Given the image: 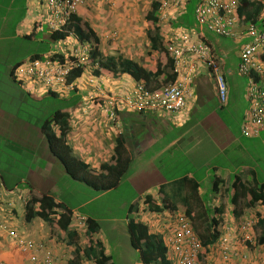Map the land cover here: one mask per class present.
Returning a JSON list of instances; mask_svg holds the SVG:
<instances>
[{
    "label": "crops",
    "instance_id": "obj_1",
    "mask_svg": "<svg viewBox=\"0 0 264 264\" xmlns=\"http://www.w3.org/2000/svg\"><path fill=\"white\" fill-rule=\"evenodd\" d=\"M30 1L20 0L18 4L17 0H0V159H7L4 162V167H0V177L3 182L0 201V264H30L27 258L28 254L20 250L16 238L12 236L13 233L21 239L31 240L35 244L44 245L45 248L53 252L59 261L68 264L73 248L66 243L63 244L60 239L52 235V230L57 229L56 225H49L39 218H34L31 221L26 219V204L31 197L36 198L46 194L62 204L61 201L49 194V189L53 188V185L45 177L46 173L51 172L49 166H56V161H58L50 152L47 139L40 128L41 122L46 117L43 116L45 113L35 112V118L26 114V83L18 82L13 71L17 63L26 61V36L34 29L38 33L45 32L44 35H47L50 30L44 22L47 15L44 9V0H33V3H36L39 8L36 10L37 6H35L34 11L30 9L32 8V4L29 5ZM114 1L117 4L115 3L114 7H110V10H112L110 14H108L109 11L107 12L100 7L97 1H94L89 10H84L87 15L82 13L77 15L87 18L85 20L99 38L100 52L104 57H119L120 59L131 60L146 70L154 71L159 59L149 60V55L145 57L143 53L139 52L140 45L144 44V42L141 43L143 36L147 37L145 42L150 48L148 29L152 28L149 27V22L144 19L150 6L145 10L143 19H141V17H135V14L131 13L130 7H132L133 0ZM16 3L18 4L17 8ZM26 4L29 6L27 11ZM90 10L93 16L100 13L98 16L99 22L92 21L90 23L91 17H88L90 16ZM179 16L180 14L175 13L172 22ZM157 24H155V27L161 38L166 30V25L157 27ZM171 26L175 28L174 23ZM106 28L108 30H104ZM193 28L194 24L193 27L188 29L192 30ZM239 29L243 28L241 26L236 28L238 33L235 37L223 38H230L233 41L243 39L245 44L248 38L244 37L242 33L239 34ZM28 30H30V33L26 32ZM106 31L112 32L108 38L110 42L112 41V51H119L116 57L111 55V50L107 53L103 51L102 46L105 44L103 41L107 39L103 35ZM208 34L206 33L205 37L219 61V71L227 85L225 103L222 104L218 100L214 77L202 65H197L190 85L191 97L187 100L186 108L179 113L139 112L120 106L117 112L118 125L115 127L112 123H108L102 111L101 98H98L97 102L75 101L62 108H66L69 113V132L66 135V143L73 153L87 165L90 173H99L100 166L110 161L117 137H121L131 160L130 168L136 166L138 169L136 172L138 173L143 169L155 167V164L160 160L168 159L169 157L176 159L177 155L190 157L192 163L199 165L206 163L202 160L207 158L210 148H218L222 153L232 151L233 154H240L243 149H246V152L248 149V146L247 148L244 146V141H250V147L255 145V140H261L260 143L264 142V128L255 137L242 134L241 129L244 126L245 114L249 109V103L246 101L247 87H245V83L244 85L241 84L239 77L243 76L237 72V65L233 68L232 62L226 57L223 49L224 43H222V40L217 39L220 37L213 34L217 38L211 42ZM73 41L78 42L75 38H73ZM74 44V46H77L76 43ZM81 46L83 45L81 44ZM80 49L76 48L78 51ZM89 50L88 47V55L85 59H90L91 62ZM161 62L165 63V61ZM90 66H92V63ZM88 69L86 68L82 79L74 82L78 91L75 96L88 95L89 88H91L92 92H90L92 94H96V88L88 83L90 79L94 80L95 85L98 86V91H101L102 95L117 94L118 96L125 95L137 83L143 82L134 80L128 74L113 76L107 71H103L99 77H96L93 74L95 67L87 71ZM88 72L89 74H87ZM163 77L165 76L160 77L159 85H153L149 82L146 86L153 89L161 87L165 84ZM121 78L124 79L120 81ZM118 83L123 84L117 86ZM86 84L87 86H85ZM32 92L34 93L32 98L37 101L48 97V94L45 91H41V89H35ZM72 93L62 96V99L67 100L72 96ZM238 102L239 105L235 106V103ZM34 109L37 110L36 108ZM20 115L23 119L18 118ZM49 128L52 132L59 134L56 125L51 124ZM40 150L44 154H41ZM14 152L22 153L20 157L25 156L26 153V163L22 167V176L16 172L14 176L10 174V168L17 166L13 156L9 154ZM9 158L12 160H9ZM44 166H46L48 171H37L38 168ZM206 170H210V167ZM240 170L241 175L238 176L235 174L236 170L224 171V169L212 168V171H214L210 187L212 201L209 205L204 204L201 199L207 196V190L201 187V181L204 178H199L198 180L195 174L189 170L179 177L178 179L183 177L193 179L198 185L194 194L188 186L183 185L184 197L190 202V216L185 214L184 208H181L182 204L180 206L179 200L174 196V192L171 187H168L167 182L149 188L143 195L151 197L150 202L153 206H158L159 208L168 207L165 210L160 209L163 212L183 213L189 218L223 217L226 226L228 225L225 222L226 217H230L229 219L227 218V221L232 220V217H236L234 214L235 206L237 205L240 210L241 204L247 201V199L241 200L243 198L241 196L236 197L237 200L234 199L232 201L234 195L233 186L237 183V180H241L246 186H252L255 180L253 169L241 166ZM39 173H42L41 179H38ZM149 191L151 193H148ZM174 197L178 202L177 204L171 200ZM95 198L94 196L93 199ZM137 200V202L132 203V207H129V214L139 215L140 222H146L148 227L153 230L152 233H163L160 221L156 220L154 222L150 217L151 212L154 215L161 213L151 208L141 212V206L147 208V203L145 198L142 199L141 196ZM174 206H177V210L172 209ZM257 206L260 207L259 205ZM247 213L244 212L242 217H248L247 215L250 214ZM192 220L194 221V219ZM112 221L114 220H110V222ZM127 221L129 222L128 218ZM128 222L126 223L128 224ZM106 230L110 234L116 233L117 225L109 224ZM100 231L101 227L99 225ZM196 234L199 238L204 235V233L202 235ZM99 240L103 243L106 255H111L110 250L107 249L111 245H113L112 248L119 249L120 252L121 244L119 240L113 239L110 242L108 241L109 243L103 242L101 238ZM81 262L80 264H94L93 262ZM122 262L123 257L121 256L119 263ZM138 264H141V262Z\"/></svg>",
    "mask_w": 264,
    "mask_h": 264
},
{
    "label": "built area",
    "instance_id": "obj_2",
    "mask_svg": "<svg viewBox=\"0 0 264 264\" xmlns=\"http://www.w3.org/2000/svg\"><path fill=\"white\" fill-rule=\"evenodd\" d=\"M159 3L158 26H165L162 34V47L172 63L174 79L159 88L147 87L143 82L137 83L131 91L123 96L117 94L102 95L94 80L88 81L96 92L103 96L102 111L108 123L118 125L117 112L120 106L129 110L153 113L175 114L186 108L191 97V82L197 65H202L213 77L220 103L227 98V85L219 71L218 60L207 41L205 34L218 37H235L236 28H243L248 41L241 47L237 72L247 77L246 101L249 103L241 132L245 136H257L264 128V30L255 25H246L238 17L237 0H197L194 10V28L182 26L172 28L174 14L182 15L188 0H156ZM85 0H44L46 18L44 22L52 31H60L72 15H77ZM79 43V42H77ZM72 46L71 56L75 63L66 60L63 64L47 60L45 62H24L15 70L18 82L32 81L33 78L57 92L68 90L66 75L70 68L86 63V56ZM83 48L88 53V49ZM82 50V49H81ZM75 52V55L73 54ZM81 52V51H80ZM88 55V54H87ZM90 99L96 98L91 96ZM89 99V100H90ZM3 184L0 179V201ZM164 243L168 249L171 264H264V252L256 246L253 225L248 220H232V224L223 227L216 241L204 250L201 240L193 229L191 219L185 214L165 211L158 217ZM81 222V220H78ZM79 222V224H80ZM20 250L28 254L30 264H64L50 249L31 240L19 238L15 233Z\"/></svg>",
    "mask_w": 264,
    "mask_h": 264
},
{
    "label": "trees",
    "instance_id": "obj_3",
    "mask_svg": "<svg viewBox=\"0 0 264 264\" xmlns=\"http://www.w3.org/2000/svg\"><path fill=\"white\" fill-rule=\"evenodd\" d=\"M192 2H194L193 4L195 7L197 0H188L187 6ZM237 2V12L240 22L245 24V26L252 24L258 27L259 30H264V0H237ZM158 7L159 3L156 0L152 1L149 10L144 16V19L149 22V27L152 28L148 29L150 49L153 51H163L165 53V63L158 60L154 71L146 70L138 63L131 60L120 59L119 57H104L100 52L99 38L97 34L92 30L87 21L78 15H72L60 31L49 30L48 34H45V53H47L45 57L42 58L41 55L34 54L25 62L36 60L45 62L51 60L63 64L68 60L75 63L76 59L72 57L70 53L66 54L68 52L66 50L68 49L64 50L61 46H58L60 47V49H58L56 46L58 44L66 46V43L74 46V43H76L77 48L78 46H81V44L87 49L89 47L91 63L92 66L95 67L93 74L96 77H99L103 71H107L113 76L128 74L136 81H143L145 85L149 82L153 85H159L160 77L165 76L163 79L166 84L168 81L173 80L174 75L172 73L171 60L165 49L162 47V40L155 27V24L158 23ZM185 15L184 12L172 23H174L175 26H182L187 29L193 27L195 19H193V21L188 20ZM38 34L39 33L36 29H34L26 36V39L35 42L38 40ZM73 38L77 39L79 43L73 41ZM261 58L264 62V55H262ZM23 63L24 62H20L15 65L13 69L14 74L15 70ZM85 70L86 65L83 63L79 64L78 67L74 66L70 68L68 71L66 75V86L71 85V88L67 90V95L73 93L67 100L62 99L60 92L47 88L39 80L33 81L36 80L33 78L32 85L41 86L48 94V98L67 101L68 103L66 106H68L75 101L78 102L81 100L80 96H75L78 91L74 82L83 78ZM33 90L35 89L28 88L26 90V99H33ZM61 91H65V89H62ZM27 111H29L28 113H31L30 108L27 109ZM35 112L36 111H34V113ZM41 123L40 128L47 139V145L50 152L62 164L66 174L74 181L83 183L94 191L102 193L116 188L125 178L130 168L131 160L126 152L121 137L116 138L113 155L110 158V161L100 166L99 173H90L87 165L73 153L66 143V135L69 132V113L66 111V108L56 109L53 114L45 117ZM51 124L57 126L59 131L58 135L50 130L49 126ZM180 183L181 185L185 184L186 187L188 186L193 194L197 191L198 185L193 179L183 177L181 178ZM233 188L234 195L232 201L236 199V197L241 196L243 197L241 199H247V201H245L247 210H253L257 205L264 208V182L258 184L254 180L252 186H246L244 185V182L237 180V183ZM145 201L148 210L151 208L157 212L161 211L158 206H153L150 202L151 197L149 195H146ZM182 207L184 208L185 214L190 216L191 213L187 202L186 204H182ZM172 209L177 210V206L172 207ZM234 214L236 218L232 217V220H241L239 219L241 217V212L237 208V205L235 206ZM256 215L257 220L255 227L261 231L260 236L256 240V246H263L264 217L258 213H256ZM34 218H39L49 225L55 224L57 229L54 231L52 230V235L63 241L64 244L66 243L68 246H72L73 251L68 264H80L81 261L93 262L94 264H115L111 255L105 254L103 243L97 237L99 233V224L96 221L88 219L80 222L78 219L75 220L74 213L71 210L67 209L61 203L56 202L52 197L46 194L36 198L31 197L29 201H27L26 219L27 221H31ZM190 219L192 220L193 217H190ZM84 225L86 226L83 227ZM224 226L223 217H210L209 225L206 228L207 231H205L204 235L200 237L204 250H207V248L216 241ZM127 229L129 232V244L138 252L141 264L170 263L168 249L163 239V233H152L153 230L148 227L146 222H134L133 220H129ZM80 240H84V243Z\"/></svg>",
    "mask_w": 264,
    "mask_h": 264
},
{
    "label": "rangeland",
    "instance_id": "obj_4",
    "mask_svg": "<svg viewBox=\"0 0 264 264\" xmlns=\"http://www.w3.org/2000/svg\"><path fill=\"white\" fill-rule=\"evenodd\" d=\"M20 0H17V3ZM94 1H97V3L100 5L101 8L105 9L108 14H110V7H114L117 3L112 0H85V2L81 5L78 14H84L87 15V12L85 11L89 10V7H92V3ZM152 0H133L130 7L131 13L135 14V17H141L143 19V15L145 10L150 6ZM32 8L31 11H34L35 6H37L36 3H33L34 1L31 0ZM16 3V8L18 7V4ZM116 3V4H115ZM194 2L186 4L185 6V16L188 20L193 21V13H194ZM99 7V8H100ZM27 8L29 9L28 4H26V11ZM38 6L36 7V10H38ZM100 13L93 16L92 12L90 10V20L93 22H99V16ZM83 17V16H82ZM31 19V18H30ZM84 19H87L84 17ZM46 27V26H45ZM104 30H108L107 28ZM142 30V29H140ZM117 31V30H113ZM143 31V30H142ZM240 31V30H239ZM27 33H30V30L26 31ZM45 33V32H44ZM44 33H39L37 37V41H30L26 39L25 42V49H26V60L29 59V57L33 56L34 54H39L43 57L46 56L47 53H45L46 49V36ZM112 32L106 31L103 36L107 37L103 41V51L106 53L111 50V55L117 56L119 54V51L116 50L112 51V41H109L108 36ZM209 40L213 42L216 40L217 37H215L213 34L209 33ZM40 37V38H39ZM241 37V36H240ZM112 39V35H111ZM222 40V43H224L223 49L225 50L226 57L230 62H232V65L235 66L238 63V52L240 53V47L243 46L244 40H236L233 41L230 38H217ZM45 40V41H44ZM147 37L143 36V40H141V43L144 42V44H141L139 47V52L143 53L144 56L149 55V60H157V58L160 61H165V53L163 51L154 52V51H148L151 50L147 44ZM57 45V44H56ZM64 50L68 51L66 54L70 53L69 51L72 50V46L66 43V46L57 45L56 48L60 49V47ZM114 47V46H113ZM82 49V50H81ZM79 50V53H83V56H87V51L85 49L81 48ZM101 49V47H100ZM81 51V52H80ZM149 53V54H147ZM152 53V57H151ZM75 55V52H73ZM147 59V58H146ZM86 68H89L87 71L91 70L93 66L91 65L90 59L86 60ZM219 64V61H218ZM89 74V72L87 73ZM242 76V75H241ZM239 77L241 84L245 87L247 85V77ZM124 78H121L120 81H122ZM87 80V79H86ZM26 90L28 88H34V89H41V91H44L41 86L32 85V81L26 80ZM123 83H118L117 86H121ZM87 86V84L85 85ZM88 91V95H80L81 100L80 101H89V102H97L98 98L103 99V96L96 92V94H92L91 88ZM91 91V92H90ZM117 91V90H115ZM243 92V91H241ZM61 96H67V90L60 92ZM83 96V97H82ZM95 97L94 99H90L89 97ZM90 99V100H89ZM67 101L64 100H56L53 98H43L40 101L33 100V99H26V114H30L33 118L34 117V111L36 112H43L45 113L43 116H49L50 114H53V112L56 109L64 108L67 105ZM36 105V106H33ZM238 103H235V106H238ZM31 106V107H30ZM31 110V113H28L27 109ZM33 108H36L37 110H33ZM242 108V106H241ZM22 114V113H21ZM39 114V113H38ZM23 117H25L22 114ZM22 116H18V118H22ZM237 118V117H236ZM33 120V119H31ZM241 122V120H239ZM263 131V130H262ZM261 140H255V145L250 147V141L246 142L244 141V146H248L247 152L246 149H243L242 153L240 154H233L232 151H226L225 153H222L218 148H210V153L208 154L207 158H205L202 161H205L206 163L201 164H194V162H191L190 157H184L183 155H177L176 159H171L170 157L168 159H163L158 161L155 164V167L146 168L143 169L141 172H136L137 167L132 166L129 171L127 172V175L122 180L121 184L108 192H96L91 190V188L85 186L84 184L74 181L71 179L65 172L63 166H61V163L59 161H56L55 165H50L49 168L51 170L50 173H46L45 177L46 180L50 181V183L53 185V188L49 189V194L53 195L57 200L61 201L63 206L68 208L69 210H72L75 217L82 218L83 220H94L96 221L100 227L101 231L99 232V235H97L98 238H101L103 242H110L113 239L119 240V243L121 244V249L119 252V249L112 248L113 245L108 247L107 249L111 252L112 260L115 264H138L139 256L138 252L133 249L129 244V232L127 229V218L129 220H133L134 222L140 221L139 215L129 214V207L132 205V203L137 202L138 198L141 196L142 199L145 198L144 192L147 191L149 188L157 186L158 184H168V187H171L174 196L179 200L180 206L181 204H187L190 205V202L187 201L184 197V188L183 185L180 183L179 177H181L186 171H191L195 174L196 178L199 180V178H204L203 181H201V187L205 188L207 190V196H204L202 201L204 204H211L212 201V191L210 189L211 187V180L213 179V172L212 168L216 167L219 169H224L228 171H235L238 176L241 175V166L249 167L254 170V178L255 182L258 184H261L264 182V142L260 143ZM41 154H44L42 150H40ZM48 153V151H47ZM11 156H13V160L15 165L12 168H10V174L11 176H14L15 172L22 176L23 170L22 167L26 163V153L25 156H22V153L14 152L9 153ZM21 154V155H20ZM8 155V154H7ZM6 158L0 159V167L3 168L4 162L6 161ZM9 160H12L9 158ZM210 167V170H206ZM48 171L46 169V166L42 168H38L37 171ZM210 172V173H209ZM209 173V175H208ZM42 173H39L38 179H41ZM35 179H37L35 177ZM178 179V180H177ZM176 180V181H174ZM148 193H151L149 191ZM146 194V193H145ZM96 197L93 199V197ZM172 198V197H171ZM176 198L174 197L173 202L178 203ZM244 200V199H241ZM245 203L241 204V217L239 219L241 220H248L253 225V232L255 234L256 239L260 236V229H257L256 226V220L257 215L256 213L260 214L262 217H264V208L263 207H255L253 210H247ZM182 207V206H181ZM183 208V207H182ZM147 208L145 206H141L140 211L144 212ZM251 211V212H249ZM244 212H248V217H242V214ZM230 217H226L225 222L232 224V220L227 221ZM236 218V217H235ZM193 227L194 231L198 233L199 235H202L205 233L206 228L209 225V218L205 217H193ZM110 220H114L110 222ZM126 221V222H125ZM109 224H115L117 225V231L116 233L110 234L106 227ZM84 225L83 227H85ZM84 243V240H80ZM79 241V242H80ZM108 242V243H109ZM64 244V242L62 241ZM72 248V246H71ZM261 250L264 252V245L261 248ZM121 256L123 257V262H120ZM86 262V261H85ZM82 263V262H81Z\"/></svg>",
    "mask_w": 264,
    "mask_h": 264
},
{
    "label": "clouds",
    "instance_id": "obj_5",
    "mask_svg": "<svg viewBox=\"0 0 264 264\" xmlns=\"http://www.w3.org/2000/svg\"><path fill=\"white\" fill-rule=\"evenodd\" d=\"M86 65V64H85ZM21 83V82H20ZM101 103H102V99H101ZM0 179H1V177H0ZM1 181H2V179H1ZM2 184H3V182H2ZM160 209H168V208H166V207H162V208H160ZM165 212V211H164ZM158 213H163V210H161L160 212H158ZM156 214V213H155ZM161 214H156V215H161ZM150 217L152 218V220L154 221V222H156V220H159V216L158 217H154V214L151 212V214H150ZM81 220V221H83V219L82 218H79V216L78 217H75V220ZM193 229H194V227H193ZM257 240V239H256ZM258 247H260V248H262V246H258ZM171 263V262H170Z\"/></svg>",
    "mask_w": 264,
    "mask_h": 264
}]
</instances>
